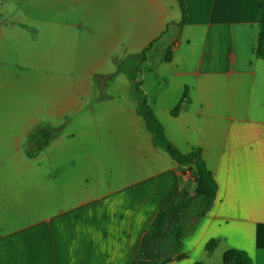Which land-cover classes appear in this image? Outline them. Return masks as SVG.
I'll return each mask as SVG.
<instances>
[{
	"label": "crops",
	"instance_id": "obj_1",
	"mask_svg": "<svg viewBox=\"0 0 264 264\" xmlns=\"http://www.w3.org/2000/svg\"><path fill=\"white\" fill-rule=\"evenodd\" d=\"M183 1L179 27L175 0H0V48L33 50L29 77L20 58L0 74V264H136L158 212L182 189L194 196L195 169L153 144L117 69L146 49L155 118L217 186L168 264H222L230 249L264 264L263 0ZM40 126L61 131L30 157Z\"/></svg>",
	"mask_w": 264,
	"mask_h": 264
},
{
	"label": "trees",
	"instance_id": "obj_2",
	"mask_svg": "<svg viewBox=\"0 0 264 264\" xmlns=\"http://www.w3.org/2000/svg\"><path fill=\"white\" fill-rule=\"evenodd\" d=\"M178 3L181 13L179 27L186 22L187 14L183 0H175ZM262 17L259 27L258 38L255 46V56L264 60V0L262 4ZM147 49L133 57V64H118V72L125 74L132 87V96L137 101L136 113L144 120L148 131L152 135L153 144L164 149L170 158L180 166L195 169L191 178L196 184L194 196H189L185 189H182L165 207H163L150 227L142 236L140 245L135 251L136 264H168L183 257L180 254L182 241L196 227L212 207L216 197V183L207 170L201 153L198 149L181 153L164 134L162 125L155 118L150 102L141 90L140 65L145 59ZM165 60H168L166 55ZM129 65V69H126ZM113 76L107 81L113 80ZM94 82L99 84V79L94 78ZM104 98V96L102 97ZM177 109L171 111L172 116H176ZM61 127L52 128L48 126L36 127L28 136L27 150L30 157L35 156L53 139L60 134ZM217 245V241L210 240L206 243L204 250L212 252ZM222 264H252L248 256L238 250L230 249L226 251L221 259Z\"/></svg>",
	"mask_w": 264,
	"mask_h": 264
},
{
	"label": "rangeland",
	"instance_id": "obj_3",
	"mask_svg": "<svg viewBox=\"0 0 264 264\" xmlns=\"http://www.w3.org/2000/svg\"><path fill=\"white\" fill-rule=\"evenodd\" d=\"M23 44H24L23 47H18V46L15 47V46L7 45L4 48H0V62L6 63V65H0V74L10 73L13 69L12 66L15 65V59L20 58L24 61L22 64L24 68V70L22 71V73L24 74V78L30 76L29 70H25V67H30L29 64H26V58H30L33 55V50L31 49L29 45L25 46L26 44L25 41ZM3 58L6 60H1ZM120 87H121V84H120Z\"/></svg>",
	"mask_w": 264,
	"mask_h": 264
}]
</instances>
